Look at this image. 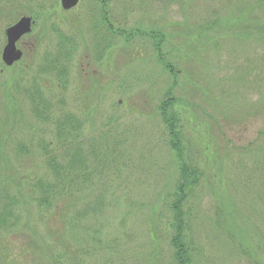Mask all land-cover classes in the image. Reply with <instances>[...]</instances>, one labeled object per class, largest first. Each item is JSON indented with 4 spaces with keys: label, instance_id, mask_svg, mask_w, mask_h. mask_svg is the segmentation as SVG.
I'll use <instances>...</instances> for the list:
<instances>
[{
    "label": "rangeland",
    "instance_id": "rangeland-1",
    "mask_svg": "<svg viewBox=\"0 0 264 264\" xmlns=\"http://www.w3.org/2000/svg\"><path fill=\"white\" fill-rule=\"evenodd\" d=\"M27 1L0 0V11L2 4L11 6V17L3 18L6 12L0 15V153L10 156L18 144L29 146L28 136L33 146L43 141L44 128L31 117L22 90L34 87L35 80L57 92L54 77L39 74V67L61 41H73L67 91L59 94L65 97L69 110L86 121L84 133L89 140L100 144L107 138L118 143L124 167L123 193L97 223L105 227L99 238L106 240L107 249L113 248L114 253L106 250L96 255L88 245V264L109 262L108 257L116 264L168 262L172 251L167 194L178 178L158 114L171 78L157 62L149 40H116V46L106 50L100 60L90 31L103 14H113L121 22L124 38L134 28L160 31L167 37L165 52L179 72L176 94L181 99L187 140L190 138L199 153L195 158L211 161L210 173L215 177V190L203 184L204 199L196 209L198 262H244L232 244L224 242L227 238L214 230L213 219L216 200H234L243 208L242 189L252 190L259 182L254 164L264 159V46L253 49L264 36V0H107V8L80 0L70 11L63 10L61 0H50L47 14L41 12L39 0L22 3ZM17 7L24 10L16 13ZM23 17H31L35 24L31 34L17 43L22 59L7 67L2 61L6 30ZM97 31L102 39V30ZM253 32L255 36H251ZM247 69L252 72L246 73ZM34 153L33 163L31 158L18 164L7 158L2 178L5 175L9 184L16 185L21 176L33 177L34 163L42 168L37 151ZM16 171L21 176L16 177ZM32 215L38 233L49 237L51 223L40 225L38 212L34 210ZM23 222L27 223L24 216ZM254 224L260 223L254 220ZM27 243L25 238L15 240V252L26 250Z\"/></svg>",
    "mask_w": 264,
    "mask_h": 264
},
{
    "label": "trees",
    "instance_id": "trees-1",
    "mask_svg": "<svg viewBox=\"0 0 264 264\" xmlns=\"http://www.w3.org/2000/svg\"><path fill=\"white\" fill-rule=\"evenodd\" d=\"M92 1L107 8V0ZM28 2L33 1L22 3ZM39 3L42 4H39L41 12L47 14L51 6L50 0H39ZM7 5L1 6L0 15L6 12L3 18L11 17V6ZM21 9L24 10L23 7H17L14 11L18 13ZM31 15L36 19L37 16L33 13ZM238 23L240 21L235 24ZM99 29L104 35L102 39L99 38ZM90 32L100 60L106 50L116 46V40L126 43L132 39L149 40L157 62L171 78V84L158 106L159 118L167 137L166 145L174 158L178 174L167 194L171 215L168 239L172 256L165 264H203L198 262L200 250L195 241L194 229L198 226L195 214L204 199L203 184L208 183L210 189L215 190V184L212 183L215 177L210 173L211 161L206 163L202 157L199 160L198 157L195 158L199 153L194 151L190 138L187 140L180 113L181 99L176 94L179 72L165 52L167 37L160 31L134 28L124 38L126 30L113 14L107 17L103 14L101 21L94 24ZM255 35V32L251 34ZM72 42L69 39L61 41L58 48L49 53L39 67V74L54 77L57 92L38 85L35 80L34 87L22 90L29 104L31 117L44 128L43 141L33 146V139L28 136L29 146L18 144L17 150L10 156L0 153V264H88V245L96 255L99 251L102 253L106 250L114 253L113 248L107 249L108 242L99 238L105 227L102 223L98 227L97 223L102 221L103 215L111 206L118 203L116 198L123 193L124 185L121 181H124V167L117 152L118 143H110L107 138L102 139L100 144L96 140H89L84 133L86 121L69 110L65 97L59 94L67 91L66 79L75 50ZM255 45L260 46L253 50L264 46V36ZM249 71L252 72L247 69L246 73ZM247 81L245 78L244 82ZM17 88L20 87L15 86V90H19ZM34 151H37L36 156L41 160L42 168L35 162L30 174L33 177L28 174L23 177L16 171V177H22L16 185L9 184L11 181L5 180V175L2 178L6 165L8 166L7 158L11 157L16 164L19 160L31 158L33 163L36 154ZM254 171L259 173V182L254 185V190L246 192L242 189V203H246L243 208L234 200L229 201L223 197L216 200L217 204L214 206V230L220 237L227 238L224 242L232 244L239 259L244 261L241 264H264V159L256 160ZM34 210L38 212L40 225L51 223L49 237H42L36 225L32 224ZM23 216L27 223H22ZM254 220L260 224L255 225ZM22 238L28 241L27 248L16 253L18 246H15V240ZM112 242L115 241H111L110 245L113 247ZM80 243L82 244L79 245ZM58 247L62 250L58 251ZM92 253H89L90 256ZM106 261L109 262L100 263H117L110 262L111 257L106 258Z\"/></svg>",
    "mask_w": 264,
    "mask_h": 264
},
{
    "label": "water",
    "instance_id": "water-1",
    "mask_svg": "<svg viewBox=\"0 0 264 264\" xmlns=\"http://www.w3.org/2000/svg\"><path fill=\"white\" fill-rule=\"evenodd\" d=\"M79 2L80 0H61V5L63 10L70 11L76 8ZM34 24L31 17H23L6 30L7 44L2 53V61L7 67H12L22 59L23 53L18 50L17 43L32 32Z\"/></svg>",
    "mask_w": 264,
    "mask_h": 264
},
{
    "label": "flooded vegetation",
    "instance_id": "flooded-vegetation-1",
    "mask_svg": "<svg viewBox=\"0 0 264 264\" xmlns=\"http://www.w3.org/2000/svg\"><path fill=\"white\" fill-rule=\"evenodd\" d=\"M35 21V20H34Z\"/></svg>",
    "mask_w": 264,
    "mask_h": 264
}]
</instances>
